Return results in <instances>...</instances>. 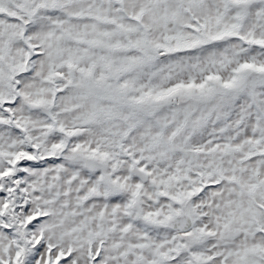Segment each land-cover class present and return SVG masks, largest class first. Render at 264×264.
Here are the masks:
<instances>
[{
    "label": "snow or ice",
    "instance_id": "6c2138e0",
    "mask_svg": "<svg viewBox=\"0 0 264 264\" xmlns=\"http://www.w3.org/2000/svg\"><path fill=\"white\" fill-rule=\"evenodd\" d=\"M0 264H264V0H0Z\"/></svg>",
    "mask_w": 264,
    "mask_h": 264
}]
</instances>
